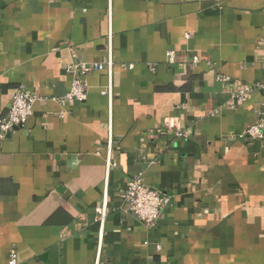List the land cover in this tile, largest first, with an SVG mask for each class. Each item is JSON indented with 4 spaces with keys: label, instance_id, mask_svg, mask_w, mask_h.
<instances>
[{
    "label": "crops",
    "instance_id": "obj_1",
    "mask_svg": "<svg viewBox=\"0 0 264 264\" xmlns=\"http://www.w3.org/2000/svg\"><path fill=\"white\" fill-rule=\"evenodd\" d=\"M263 55L264 0H0V119L40 99L0 133V264H264V94L230 108ZM74 63L87 99L62 104ZM137 176L172 201L151 228Z\"/></svg>",
    "mask_w": 264,
    "mask_h": 264
},
{
    "label": "built area",
    "instance_id": "obj_2",
    "mask_svg": "<svg viewBox=\"0 0 264 264\" xmlns=\"http://www.w3.org/2000/svg\"><path fill=\"white\" fill-rule=\"evenodd\" d=\"M170 60H175L174 52L169 53ZM199 62L198 58L195 63ZM264 69V55L262 61ZM95 69L86 63H74L70 67L73 73H79L80 78L73 81L70 92L63 99H53L62 104L69 102L84 103L87 99L88 90L85 81L81 77H85ZM223 81H229L223 78ZM254 92H262L264 94V81L249 84L237 93H233L230 101V108H236L237 102L245 103L248 96ZM40 99L33 94L25 85H21L15 92L8 115L0 119V133L3 137L11 133L16 128H24L31 116L34 108ZM217 113V112H216ZM165 127L174 132L177 139L186 138L187 132L181 130L179 123L175 119H169L165 122ZM245 136L251 140L264 141V114L263 117L255 124L249 126L245 131ZM124 203L128 211L147 227H154L165 210L171 206V198L160 190L153 188L145 183L143 177L137 176L131 180L124 194ZM99 222L104 226L108 212L107 206L98 208L97 210ZM8 264H18V258L15 251L11 253Z\"/></svg>",
    "mask_w": 264,
    "mask_h": 264
}]
</instances>
